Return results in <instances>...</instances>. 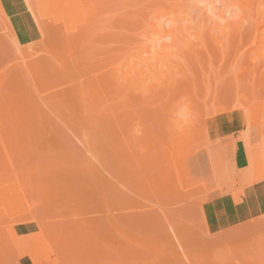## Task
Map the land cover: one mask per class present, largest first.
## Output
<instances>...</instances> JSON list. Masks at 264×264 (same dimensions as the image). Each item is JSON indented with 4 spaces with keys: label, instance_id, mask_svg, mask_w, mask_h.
<instances>
[{
    "label": "rangeland",
    "instance_id": "1",
    "mask_svg": "<svg viewBox=\"0 0 264 264\" xmlns=\"http://www.w3.org/2000/svg\"><path fill=\"white\" fill-rule=\"evenodd\" d=\"M81 1L0 0V264H264V0Z\"/></svg>",
    "mask_w": 264,
    "mask_h": 264
},
{
    "label": "bare ground",
    "instance_id": "2",
    "mask_svg": "<svg viewBox=\"0 0 264 264\" xmlns=\"http://www.w3.org/2000/svg\"><path fill=\"white\" fill-rule=\"evenodd\" d=\"M80 1H81V0H80ZM84 1H85V0H82L81 3L84 2ZM255 1L261 2V1H259V0H255ZM255 1H253V0H240V4L243 5V8H245V7H244L245 5H246V6H249V4L251 3V6H252L253 4H255ZM85 2H86V1H85ZM85 2H84V3H85ZM87 2H89V0H87ZM157 2H158V1H157ZM238 2H239V0H238ZM247 2H248L249 4H248ZM252 2H254V3L252 4ZM258 2H257V3H258ZM155 3H156V2H155ZM160 3H161V2H160ZM160 3L158 2L159 6L162 4V3H161V4H160ZM85 4H86V3H85ZM95 4H96V3H95ZM158 4H156V5H158ZM240 4H239V6H240ZM83 5H84V4H83ZM170 5H171V4H170ZM170 5H169V6H170ZM148 6H149V5H148ZM161 6H162V8H163V13H164V14H167V15H172V14H173V16L176 15V14H175V10H176V9H175V10L172 9V8H174V7H172V8L169 7V6L167 7V6H165L164 4H162ZM161 6H160V7H161ZM0 7H1V6H0ZM88 7H89V6H88ZM95 7H96V6H95ZM152 7H156L157 9L160 8V7H158V6H152ZM166 7H167L168 9H166ZM240 7H241V6H240ZM80 8H81V7H80ZM85 8H86V7H85ZM98 8H99V7H98ZM169 8L172 9V10H170ZM246 8H247V7H246ZM94 9H95V8H94ZM99 9H100V8H99ZM101 9H102V8H101ZM151 9H153V8H151ZM148 10H149V9H148ZM155 10H156V9L154 8V11L152 10V13H154V14H155V12H156V14H159V12L162 13V12H161V9H159V12H157L158 10H156V11H155ZM82 11L84 12V10H82ZM93 11H94V10H93ZM83 12H82V13H83ZM84 13H85V12H84ZM100 13H101V12H100ZM101 15H102V14H101ZM152 15H153V14H152ZM155 17H156V16H155ZM57 20H58V19H57ZM57 20H56L55 22H57ZM59 20H60V19H59ZM149 20H150V19H149ZM173 20H174V21H177L175 17H173ZM60 21H61V20H60ZM174 21H173V22H174ZM88 22H89V21H88ZM149 22H150V21H149ZM157 23H158V22H157ZM83 26H84V25H83ZM91 26H92V24H91ZM94 26H96V25H94ZM94 26H93V27H94ZM97 26H98V25H97ZM149 26H150V28H151L154 32L158 33V35H160L161 38H162L163 40H164V39H168V40H170V44H171L172 46L175 45V44H176V41L179 40V39L181 38V36H182V30H181L180 28H178V27H174V28H169V29H168V28H166L164 22H160L159 24H156V22L153 21V22H151V23L149 24ZM85 27H86V26H85ZM90 28H91V27H90ZM94 28H95V27H94ZM82 29H83V28H82ZM86 29H88V28H86ZM78 30H79V29H78ZM83 32H84V30H83ZM81 33H82V32H81ZM77 34H78V32H77ZM83 34H84V33H83ZM263 43H264V42H263ZM87 46H89V45L87 44ZM152 46H153V48L156 50V43H153ZM155 50H154V51H155ZM158 54H159V53H158ZM160 55H162V54L160 53ZM160 58H163V56H160ZM164 64H165V63H164ZM239 78H240V77H239ZM242 78H243V77H242ZM237 79H238V78H237ZM243 79H244V78H243ZM243 79H242V80H243ZM240 81H241V79H240ZM235 82H237V81H235ZM238 82H239V80H238ZM238 82H237V83H238ZM99 83H100V82H99ZM100 84H101V83H100ZM11 85H12V84H10V86H11ZM95 86H96V85H95ZM230 86H232V85H230ZM11 87H13V86H11ZM236 87H237V85H236ZM100 88H101V85H100ZM9 89H10V87H9ZM9 89H6L5 92L9 91ZM102 89H103V88H102ZM99 90H100V89H99ZM114 90H116V89H114ZM11 91L14 92V90H12V89H11ZM16 91H17V90H16ZM0 92H2V95H3V96L5 95L4 97L0 96V98H1V97H2V98H8L9 96L12 97V96L14 95V94H13V95H9V96L7 97V95L4 94L3 91H0ZM9 92H10V91H9ZM97 92H98V91H97ZM100 92H101V90H100ZM108 92H109V91H108ZM108 92H107V93H108ZM107 93H106V95H107ZM104 94H105V93H104ZM110 94H111V93H110ZM0 95H1V93H0ZM100 95H102V94H100ZM15 96H16V95H15ZM98 96H99V94H98ZM104 97H105V96H104ZM14 98H15V97H14ZM100 98H102V97H100ZM1 100H2V101H1ZM1 100H0V104H3L2 106L5 105L4 107H10V105L15 106V104H16L15 102H12V101L9 102L10 98H9V100H4V99H1ZM13 101H16V99H14ZM100 101H101V100H100ZM3 102H4V103H3ZM5 102H6V103H5ZM16 102H17V101H16ZM96 102H97V100H96ZM7 103H9V104L7 105ZM12 103H13V104H12ZM84 103H85V98H82V102H81V104L79 105V107L84 106V105H83ZM102 103H103V102H102ZM99 104H101V102H100ZM240 104H241V103H240ZM16 105H17V104H16ZM81 105H82V106H81ZM241 105H242V104H241ZM243 105H245V104H243ZM243 105H242V106H243ZM245 106H247V105H245ZM236 107H237V105H236ZM249 107H250V105H249ZM40 108H41V107H40ZM98 108H99V107H98ZM101 108H102V107H101ZM237 108H239V107H237ZM250 108H251V107H250ZM250 108L247 109V115H246V117H248V120H247V123H248V124L250 123V121H249V120H250V119H249V114L251 115V112H250V110H249ZM8 109H9V108H8ZM81 109L83 110V108H81ZM231 109H232V108H231ZM231 109H229V111H230ZM235 109H236V108H235ZM101 110H103V109H101ZM248 110H249L250 113H248ZM13 111H16V110H13ZM19 111H21V110H19ZM39 111H40V110H39ZM97 111H98V110H97ZM212 111H213V110H212ZM9 112H10V111H9ZM21 112H23V111H21ZM2 113H3V112H2ZM12 113H13V112H12ZM12 113H10V114H12ZM23 113H24V112H23ZM27 113H28V112H27ZM97 113H98V112H97ZM7 114H8V112H7ZM13 114H14V113H13ZM212 114H213V112H212ZM24 115H26V113H25ZM30 115H31V114H30ZM84 115H85V114H84ZM10 116H11V115H10ZM12 116H13V115H12ZM27 116H28V114H27ZM31 116H32V115H31ZM82 116H83V115H82ZM212 116H214V114H213ZM21 117H22V115H21ZM23 117H24V116H23ZM32 117H33V116H32ZM85 117H86V116H85ZM102 117H104L103 114H102ZM102 117H100L101 119H100V118H99V119H100V120L104 119V118H102ZM105 117H106V116H105ZM10 118H12V117H10ZM10 118H9V119H10ZM25 118H26V116L24 117V119H25ZM33 118H34V117H33ZM40 118H41V117H40ZM129 118H130V117H129ZM13 119H14V118H13ZM122 119H123V117H122ZM126 119H127V117H126ZM26 120H27V118H26ZM26 120H25V122H26ZM30 120H31V118H30ZM33 120H34V119H33ZM33 120H32V121H33ZM81 120H82V119H81ZM83 120H85V119H83ZM92 120H93V119H92ZM95 120H96V119H95ZM162 120H163V119H162ZM165 120H166V119H164L162 122H164ZM167 120H169L170 122H169V121H168V122L171 123V124L169 125V127H173V126H172V121H171V119H167ZM167 120H166L165 122H167ZM22 121H23V120H22ZM32 121H31V122H32ZM93 121H94V120H93ZM96 121H97V120H96ZM96 121H95V122H96ZM116 121H117V120H116ZM119 121H120V120H119ZM119 121H118V122H119ZM124 121H125V125H126V123H127L126 121H127V120L124 119ZM248 121H249V122H248ZM14 122H15V121H14ZM20 122H21V121H20ZM33 122H34V123H33ZM33 122L31 123V125H32V124H35V121H33ZM82 122H83V121H82ZM90 122H91V121H90ZM128 122H129V121H128ZM130 122H131V120H130ZM168 122H167V123H168ZM15 123H16V122H15ZM116 123H117V122H116ZM159 123H161V122H159ZM169 123H168V124H169ZM9 124H10V123H9ZM24 124H25V123H24ZM27 124H28V122H27ZM98 124H100V123H98ZM117 124H118V123H117ZM120 124H121V123H120ZM122 124H123V122H122ZM13 125H14V124H13ZM31 125H30V129H31ZM92 125H93V124H92ZM102 125H103V124H102ZM118 125H119V124H118ZM128 125H129V124H128ZM157 125H158V124H157ZM16 126H17V125H16ZM93 126H94V125H93ZM95 126H96V124H95ZM97 126H98V125H97ZM97 126H96V127H97ZM113 126H114V125H113ZM123 126H124V124H123ZM123 126L121 125V127H123ZM11 127H13V126H11ZM17 127H18V126H17ZM33 127H34V125H33ZM121 127H120V128H121ZM127 127H128V126H127ZM13 128H14V127H13ZM115 128H116V127H112L111 129L113 130V129H115ZM118 128H119V127H118ZM118 128L114 130V131H116V133L113 132V134H114L113 137H115V136H117V135L121 136L120 132H118L119 134L117 133V131H120V129H118ZM18 129H19V128H18ZM32 129H33V128H32ZM111 129H109V130H111ZM124 129H125V128H124ZM159 129H160V128H159ZM161 129H162V128H161ZM21 130H22V129H21ZM28 130H29V129H28ZM109 130L104 131V132H108ZM112 130L108 132V135H110V132H111V135H113V134H112ZM248 130H249V129H248ZM248 130H247V133L249 132ZM12 131H13V130H12ZM102 131H103V130H102ZM21 132H23V131H21ZM25 132H26V131H25ZM30 132H31V130H30ZM104 132H103V133H104ZM124 132H125V131H124ZM18 133H19V132H18ZM18 133H17V135H18ZM23 133H24V132H23ZM23 133H22V134H23ZM25 134H26V133H25ZM30 134H31V133H30ZM33 134H34V133H33ZM245 134H246V132H245ZM0 135H2V134H0ZM105 135L108 136L107 134H105ZM111 135H110V136H111ZM243 135H244V134H243ZM11 136H12V135H11ZM25 136H26V135H25ZM34 136H35V135H34ZM119 136H118V137H119ZM154 136H155V135H154ZM248 136H249V135L246 134L245 137H243V139H244V138L246 139V141H245V140H244V141H245V144L247 145V147L249 148V144H250V142L248 143V140H249ZM7 137H8V136H7ZM22 137H23V136H22ZM30 137H31V136H30ZM111 137H112V136H111ZM118 137H116V138L118 139ZM8 138H9V137H8ZM16 138H17V137H16ZM32 138H33V137H32ZM122 138H124V137H122ZM155 138H156V137H155ZM10 139H11V138H10ZM120 139H121V137H120ZM125 139H126V138H125ZM8 140H9V139H8ZM11 140H12V139H11ZM15 140H18V138L15 139ZM19 140H20V139H19ZM118 140H119V139H118ZM154 140H156V139H154ZM2 142H3V139H2ZM3 144H4V143H3ZM20 144H21V142H20ZM15 145H16V144H15ZM18 146H19V145H18ZM120 146H122V145H120ZM16 147H17V146H16ZM16 147H14V148H16ZM5 148H6V147H5ZM5 148H4V150H5ZM21 148H22V147H21ZM248 148H246V149H248ZM252 148H253V147H252ZM4 150H3V151H4ZM16 150H17V149H16ZM21 150H22V149H21ZM24 150H26V149L24 148ZM24 150H23V151H24ZM118 150H119V149H118ZM131 150H132V149H131ZM248 150H249V149H248ZM13 151H15V149H14ZM17 151H18V150H17ZM23 151H22V152H23ZM27 151H28V150H27ZM5 153H6V151H5ZM247 154H248V153H247ZM7 155H9V154H7ZM18 155H19V154H18ZM128 156H129V155H128ZM248 156L251 158L250 155H248ZM0 157H1V156H0ZM1 159H2V157H1ZM3 160H4V159H3ZM0 161H1V160H0ZM130 161H131V160H130ZM248 161H249V160H248ZM250 161H251V159H250ZM75 162H76V161H75ZM1 163H3V162H0V164H1ZM77 163H79V162L77 161ZM77 163H73V164H75V167H76V164H77ZM38 166H39V165H38ZM128 166H129V165H128ZM136 166H137V165H136ZM45 167H46V166H45ZM73 167H74V166H73ZM36 168H37V167H36ZM67 168H68V167H67ZM75 169H76V168H75ZM75 169H73V170H74L75 173H76L77 171H76ZM77 170H78V169H77ZM39 171H40V170H39ZM80 172H81V171H80ZM37 173H38V172H37ZM71 173H73V172H71ZM71 173H70V174H71ZM75 173H74V174H75ZM7 174H9V173H7ZM76 174H77V173H76ZM26 175H27V174H25L24 176H26ZM35 175H36V173H35ZM32 176H33V175H32ZM36 176H38V178H39V175H36ZM4 177H5V176H4ZM26 177H27V176H26ZM27 178H28V177H27ZM31 178H32V177H31ZM33 178H35V177H33ZM36 178H37V177H36ZM38 178H37V179H38ZM67 178L69 179V177H67ZM71 178H72V177H71ZM8 179H9V178H8ZM8 179H7V180H8ZM24 179H25V177H24ZM34 180H35V179H34ZM40 180H41V179H40ZM26 181H27V180H26ZM31 181H32V179H31ZM36 181H39V180H36ZM33 183H34V182H33ZM68 183H69V182H68ZM30 185L32 186V184H30ZM1 186H2V185H1ZM43 186H45V185H43ZM64 186H66V185H64ZM32 187H33V186H32ZM60 187H61V186H60ZM34 188H35V187H34ZM34 188H33V189H34ZM66 188H67V187H66ZM29 189H30V188H29ZM41 189H42V188H41ZM42 190H43V189H42ZM38 192H41V190L38 191ZM103 192H104V191H103ZM44 193H45V191H44ZM47 196H48V195H47ZM49 196H50V195H49ZM105 204L108 205V203H105ZM107 207H108V206H107ZM0 213H1V212H0ZM2 214L4 215V213H2ZM16 218H17V217H16ZM2 221H3V220H2ZM2 221H0V222H2ZM24 223H25V222H24ZM0 224H1V223H0ZM3 224H4V222H3ZM9 224H10V223H9ZM54 225H55V226H58V225H56V224H54ZM0 226H1V225H0ZM55 226H54V227H55ZM5 227H6V226H5ZM8 227H10V226H8ZM51 227H53V226H51ZM0 228H2V227H0ZM4 229H5V228H2L3 232L6 233V229H5V231H4ZM55 232H56V231H55ZM37 233H38V232H37ZM50 233H51V232H50ZM14 234H15V233H14ZM34 234H36V233H34ZM3 235H4V234H3ZM15 235H16V234H15ZM56 235H57V234H56ZM59 235H60V234H59ZM62 235H63V234H62ZM7 236H8V237H7ZM26 236H27V235H26ZM26 236H25V237H26ZM29 236H30V235H29ZM17 237H19V236H17ZM73 237H74V236H73ZM6 238L8 239L9 242H11V243L13 244L11 238H10L11 241L9 240V235H6ZM54 238H55V237H54ZM62 238H63V237H62ZM62 238H61V239H62ZM58 239H59V238H58ZM86 240H87V239H86ZM59 242H60V240H59ZM63 242H64V241H63ZM63 242H62V243H63ZM86 242H87V241H86ZM23 243H24V242H23ZM29 243H30V242H29ZM14 244H15V243H14ZM41 244H42V243H41ZM57 244H58V243H57ZM68 244H69V243H68ZM89 245H90V243H89ZM10 246H11V244H10ZM16 246H17V244H16ZM42 246H43V245H42ZM3 247H4V246H3ZM18 247H19V246H18ZM51 247H52V246H51ZM13 248H15V247H13ZM13 248H12V249H13ZM65 248H66V247H65ZM46 249H47V248H46ZM259 249H260V248H259ZM16 250H17V249H16ZM16 250H15V253H18L19 251L16 252ZM20 250H21V249H20ZM28 250H29V249H28ZM23 251H24V250H23ZM26 251H27V250H26ZM50 251H51V250H50ZM54 251H55V250H54ZM68 251H69V250H68ZM260 251H261V250H260ZM28 252H29V251H28ZM30 252H31V253H30V256L32 255L31 257H33V251H30ZM56 252H57V251H56ZM35 253H36V252H34V254H35ZM51 253H52V251H51ZM22 254H23V252H22ZM22 254H20V255H22ZM48 254H49V253H48ZM53 254H54V253H53ZM53 254H52V256H53ZM55 254H56V253H55ZM1 255H2V254H1ZM56 255H57V254H56ZM17 256H18V258H20L19 255H16V257H17ZM23 256H24V255H23ZM57 256H59V255H57ZM21 257H22V256H21ZM34 257H35V256H34ZM48 257H49V256H48ZM53 257H54V256H53ZM39 258H40V256H39ZM39 258H38V259H39ZM58 258H59V257H58ZM65 258H66V257H65ZM249 258H250V257H249ZM54 259H55V257H54ZM59 259H61V258H59ZM91 259H92V258H91ZM93 259H94V258H93ZM33 260H34V259H32V261H33ZM35 260H36V259H35ZM55 260H57V259H55ZM55 260H54V261H55ZM251 260H252V259H251ZM50 261H52L54 264H57V263H55V262L53 261V258H52ZM58 261H59V260H58ZM58 261H57V262H58ZM85 261H86V259H85ZM52 262H50L49 264H53ZM60 262H61V261H60ZM63 262H64V261H63ZM17 263H18V262H17ZM34 264H35V263H34ZM45 264H46V263H45Z\"/></svg>",
    "mask_w": 264,
    "mask_h": 264
},
{
    "label": "snow or ice",
    "instance_id": "3",
    "mask_svg": "<svg viewBox=\"0 0 264 264\" xmlns=\"http://www.w3.org/2000/svg\"><path fill=\"white\" fill-rule=\"evenodd\" d=\"M27 7H28V10H29V11H32V10H33V6H32L31 4H29ZM33 14H34V13H33ZM169 26H171V25H169ZM181 132H183L182 129H181ZM172 235L175 236L176 233L173 232ZM175 243H176V244H180L181 241H180L179 239H177V240L175 241ZM180 251H184V249H183V248H180ZM189 264H191V262H189Z\"/></svg>",
    "mask_w": 264,
    "mask_h": 264
}]
</instances>
